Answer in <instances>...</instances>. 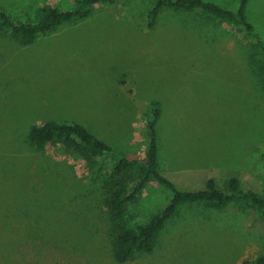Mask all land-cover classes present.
Instances as JSON below:
<instances>
[{
    "label": "rangeland",
    "instance_id": "1",
    "mask_svg": "<svg viewBox=\"0 0 264 264\" xmlns=\"http://www.w3.org/2000/svg\"><path fill=\"white\" fill-rule=\"evenodd\" d=\"M236 11L240 0H203ZM74 0H0L15 21ZM149 0L101 3L27 46L0 32V264H255L264 216L246 200L182 204L152 253L116 263L104 205L110 157L26 143L28 128L74 121L126 158L143 159L151 101L159 170L179 189L213 178L264 196V56L242 28L199 9L165 10L147 26ZM130 12V14L128 13ZM246 17L264 42V0ZM151 180L123 225L146 223L171 199Z\"/></svg>",
    "mask_w": 264,
    "mask_h": 264
},
{
    "label": "trees",
    "instance_id": "2",
    "mask_svg": "<svg viewBox=\"0 0 264 264\" xmlns=\"http://www.w3.org/2000/svg\"><path fill=\"white\" fill-rule=\"evenodd\" d=\"M119 0H74L75 6L59 9L51 5L38 8L33 21H15L5 10L0 8V32L5 31L23 46H27L46 33L57 29L61 24L91 15L94 6L101 3H114ZM146 11L147 26L153 27L158 17L165 10L199 9L228 24L240 27L254 41L264 56V42L260 40L253 26L246 17L248 0H240L236 11L222 8L218 4L203 0H149ZM130 14V12H128ZM143 114V125L147 146L143 159L126 158L115 152L83 125L74 121L48 120L32 124L25 137L26 143L33 149L42 150L45 145L61 146L67 152L90 160L94 157H110L112 169L105 175L103 187L106 196L103 199L111 219V255L116 263L131 260L136 254L152 253L159 232L174 216L182 204L209 202L224 205L235 200H246L256 206L264 216V196L251 189H242L236 176L227 181L226 189L217 186L213 178L197 191L179 189L159 170L158 148L155 126L161 113L159 101H151ZM171 191L172 197L164 208L152 216L146 223L128 228L123 225V218L128 204L136 200L141 191L151 181ZM255 264H264V255L256 258Z\"/></svg>",
    "mask_w": 264,
    "mask_h": 264
}]
</instances>
